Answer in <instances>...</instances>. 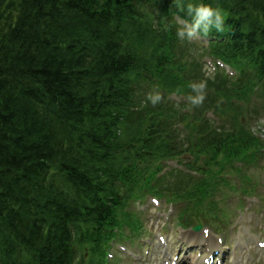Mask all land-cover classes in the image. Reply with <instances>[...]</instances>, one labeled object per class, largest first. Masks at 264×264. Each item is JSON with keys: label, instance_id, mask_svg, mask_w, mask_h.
<instances>
[{"label": "trees", "instance_id": "obj_1", "mask_svg": "<svg viewBox=\"0 0 264 264\" xmlns=\"http://www.w3.org/2000/svg\"><path fill=\"white\" fill-rule=\"evenodd\" d=\"M206 2L223 10L213 30L230 43L214 50L239 67L233 97L262 109L250 95L264 105V0ZM174 14L189 19L179 0H0V264H74L76 237L99 239L184 148L195 164L246 155L264 169V140L236 125V105L217 107L227 131L202 115L179 131L196 108L182 115L166 94H189L200 71L169 60ZM216 79H202L211 103L227 84ZM148 86L164 94L155 109L140 103ZM194 189L174 187L186 203Z\"/></svg>", "mask_w": 264, "mask_h": 264}, {"label": "rangeland", "instance_id": "obj_2", "mask_svg": "<svg viewBox=\"0 0 264 264\" xmlns=\"http://www.w3.org/2000/svg\"><path fill=\"white\" fill-rule=\"evenodd\" d=\"M180 44H183L184 45V42H181L180 41ZM224 90L225 93H229L231 92V89H232V85L229 83L227 86L223 87L222 88ZM148 95V94H147ZM140 99V103H141V106H148L149 109H155L158 104L156 106H152L150 104V102L147 101V96H142ZM206 101H208V103L210 104L211 101L208 100V99H205ZM254 102L257 103V105L261 106V100H254ZM216 105L218 106V103H219V100H217L216 102ZM249 105L245 108H241L242 110H240L241 112H243L242 114H240L239 116L236 117V115L233 116L234 120L238 121V127H242L246 130V132H250L251 134H253V131L254 132H259V133H263L264 134V123H261L262 121H264V110L263 109H260V110H255L253 109L252 105H251V110L248 108ZM246 111H250V112H246ZM195 112H196V115L199 116L201 115V113L203 114V109L200 108V107H197L195 109ZM194 114V113H193ZM149 116V115H148ZM147 116V117H148ZM215 126H218L215 124ZM223 128H225L224 131H227L229 130V127L228 126H224ZM253 130V131H251ZM180 132H182L181 130H179ZM184 131H183V135H184ZM254 178H258L257 180V183L258 185L260 186V188L263 190L262 194H264V180H262V174L261 172L258 170L255 172L254 174ZM175 184L179 185V186H185V183L183 181V179L181 178L179 181L177 182H174V181H171L170 178H168L167 180H165L164 182V189L166 188L167 190L169 191H173L172 190V187L175 186ZM233 193H230V194H225V196L222 197V199H229L231 196H232ZM171 199L173 200H176L178 202H180L179 200H177L176 198L172 197V196H169ZM217 202L219 203L221 201V199H216ZM237 204L236 200H230V202L228 204H223V206L219 205L217 207V211L215 213H217L218 216L222 215V214H226L229 212L230 214V219L229 221H233L234 220V209H235V205ZM176 206V205H175ZM177 207V206H176ZM202 208L203 206H199L197 208V210H195V213H201L202 211ZM131 209L133 211H135L134 209V205L131 206ZM175 209V208H174ZM151 213H154L153 210ZM176 211H174L172 217H171V222H170V225L168 227H165L166 230L168 231L167 234H169L170 236H173V233L180 229L178 228V226L175 225L176 223ZM141 215V220H142V223H143V227L145 228V236L148 235V236H152L154 235L155 233L159 232V231H162L163 229V225L156 221L152 215L149 214L148 211L144 212L143 214H140ZM192 219H194V221L196 223H200V224H203L204 220L202 218H196L194 215H191L190 216ZM215 218V220H217L216 217L213 216V219ZM211 223H208L209 227H210V230L216 234L218 232H221V233H225L226 232V229L228 227V221L223 225L221 222H214V220H211L210 218H208ZM165 226H167V224H165ZM217 230H221V231H217ZM232 236V234H231ZM228 239H230V237H228ZM135 244H136V241H135ZM133 244V246L135 245ZM86 250V249H85ZM111 252V255H113L116 258H118L120 261L122 260V256H119L117 255V253L115 252V250L112 248L110 250ZM85 252H83V256H84V259H85V264H91L94 259L93 257L91 256V254H88ZM77 264H79L80 262H76ZM111 263V262H110ZM246 264H264V254H259L257 257H256V260L255 261H249V262H246Z\"/></svg>", "mask_w": 264, "mask_h": 264}, {"label": "clouds", "instance_id": "obj_3", "mask_svg": "<svg viewBox=\"0 0 264 264\" xmlns=\"http://www.w3.org/2000/svg\"><path fill=\"white\" fill-rule=\"evenodd\" d=\"M176 2V0H173ZM180 10L185 11L189 19L177 17L175 23L171 27L175 30V37L181 42L191 43L201 41L203 37L215 29L222 31L225 18L223 10L219 7H214L206 0H179ZM186 4V9H185ZM189 94L186 96L188 105L191 108H197L203 104L206 99V80H193L189 82ZM163 100L162 93L159 88L150 92L147 95V101L152 106H156ZM261 123H264L262 121Z\"/></svg>", "mask_w": 264, "mask_h": 264}]
</instances>
